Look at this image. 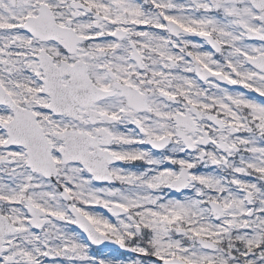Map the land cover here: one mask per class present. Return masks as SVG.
<instances>
[{
	"label": "snow or ice",
	"instance_id": "6c2138e0",
	"mask_svg": "<svg viewBox=\"0 0 264 264\" xmlns=\"http://www.w3.org/2000/svg\"><path fill=\"white\" fill-rule=\"evenodd\" d=\"M0 264H264V0H0Z\"/></svg>",
	"mask_w": 264,
	"mask_h": 264
}]
</instances>
